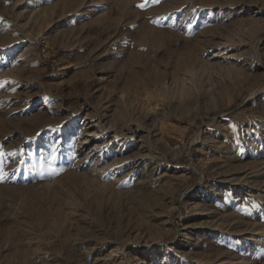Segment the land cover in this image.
I'll list each match as a JSON object with an SVG mask.
<instances>
[{"label": "rangeland", "instance_id": "rangeland-1", "mask_svg": "<svg viewBox=\"0 0 264 264\" xmlns=\"http://www.w3.org/2000/svg\"><path fill=\"white\" fill-rule=\"evenodd\" d=\"M0 264H264V0H0Z\"/></svg>", "mask_w": 264, "mask_h": 264}, {"label": "bare ground", "instance_id": "bare-ground-1", "mask_svg": "<svg viewBox=\"0 0 264 264\" xmlns=\"http://www.w3.org/2000/svg\"><path fill=\"white\" fill-rule=\"evenodd\" d=\"M104 130V129H103ZM97 134V133H96ZM104 135H106V133H103V131L100 133V134H98V135H94V139H96V138H98L99 136H104ZM115 138H119V135H115V136H113V138H112V140L109 142V143H107L106 145L107 146H109L111 143H113V142H115L114 140H115ZM92 139V138H91ZM88 139V140H86L84 143H86V144H90L91 143V141L92 140H94V139ZM121 139V138H120ZM118 141H120V140H118ZM117 141V142H118ZM201 141V136H200V134H198L196 137H195V143H199ZM105 146V145H104ZM104 148V147H103ZM103 148H100V149H98V147H94L92 150H96V152H100V150L102 151L103 150ZM98 149V150H97ZM91 155H96L95 153L94 154H91ZM99 164V163H98Z\"/></svg>", "mask_w": 264, "mask_h": 264}, {"label": "snow or ice", "instance_id": "snow-or-ice-1", "mask_svg": "<svg viewBox=\"0 0 264 264\" xmlns=\"http://www.w3.org/2000/svg\"><path fill=\"white\" fill-rule=\"evenodd\" d=\"M140 7H142V8H143V7H144V5H140Z\"/></svg>", "mask_w": 264, "mask_h": 264}]
</instances>
